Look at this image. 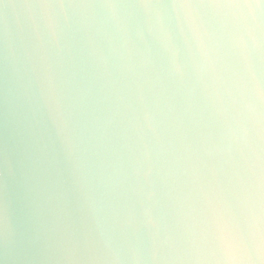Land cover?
<instances>
[{
  "label": "water",
  "instance_id": "obj_1",
  "mask_svg": "<svg viewBox=\"0 0 264 264\" xmlns=\"http://www.w3.org/2000/svg\"><path fill=\"white\" fill-rule=\"evenodd\" d=\"M193 2L0 0V264H247L264 9Z\"/></svg>",
  "mask_w": 264,
  "mask_h": 264
},
{
  "label": "clouds",
  "instance_id": "obj_2",
  "mask_svg": "<svg viewBox=\"0 0 264 264\" xmlns=\"http://www.w3.org/2000/svg\"><path fill=\"white\" fill-rule=\"evenodd\" d=\"M231 247L236 250V252H241L240 241H237L233 238ZM221 244L224 247V250L227 254L228 259L234 260H244L247 264H264V218L254 216L250 222V231L248 242L242 249V253L239 255L228 256V250L225 249V246L220 238Z\"/></svg>",
  "mask_w": 264,
  "mask_h": 264
},
{
  "label": "snow or ice",
  "instance_id": "obj_3",
  "mask_svg": "<svg viewBox=\"0 0 264 264\" xmlns=\"http://www.w3.org/2000/svg\"><path fill=\"white\" fill-rule=\"evenodd\" d=\"M181 4L192 8L196 6L193 0H181ZM200 6H206L205 0H199ZM207 6L211 7H227V8H261L264 9V0H207ZM264 96V92L261 93ZM220 238L225 246V249L228 251L234 250L231 247L232 239L227 234H221Z\"/></svg>",
  "mask_w": 264,
  "mask_h": 264
}]
</instances>
